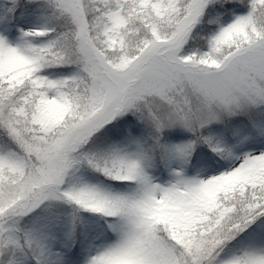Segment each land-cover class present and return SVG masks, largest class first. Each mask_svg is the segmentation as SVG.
<instances>
[{
	"label": "snow or ice",
	"instance_id": "obj_1",
	"mask_svg": "<svg viewBox=\"0 0 264 264\" xmlns=\"http://www.w3.org/2000/svg\"><path fill=\"white\" fill-rule=\"evenodd\" d=\"M0 264H264V0H0Z\"/></svg>",
	"mask_w": 264,
	"mask_h": 264
}]
</instances>
